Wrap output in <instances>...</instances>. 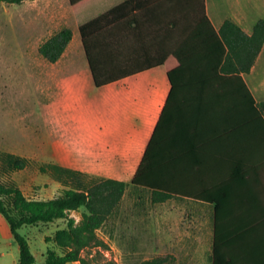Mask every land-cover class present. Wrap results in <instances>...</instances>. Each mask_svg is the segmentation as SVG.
<instances>
[{"label": "crops", "instance_id": "0c3cea01", "mask_svg": "<svg viewBox=\"0 0 264 264\" xmlns=\"http://www.w3.org/2000/svg\"><path fill=\"white\" fill-rule=\"evenodd\" d=\"M29 1L32 0L24 3ZM66 1L73 23L56 29L46 26L45 35L40 33L39 46L63 27L73 30V39L57 62H49V71L40 80L49 97L51 89L55 88L58 108L85 109V120L75 126L79 138L87 142L88 163L97 167L111 166L113 172L130 174L131 182L161 123V133H164L161 143L168 152L186 158L183 186L193 192L167 202L182 201L191 219L202 224L211 222L210 264H213L215 235L216 264H264V127L261 125L260 130H256L252 118L241 124L236 111L231 115L229 108L227 115L221 102L209 101L205 81L198 79L197 87L189 84L186 76L204 78L210 74L206 70L185 69V77L172 94L164 66L127 75L99 87L89 62L82 69H77L74 63L81 57L79 50L84 53L82 60L88 61L80 30L85 24H90L86 34L106 49L101 57L119 62L121 71L130 69L132 62L150 59L157 53L159 28H172L168 15L174 13V2L163 6L160 0H100L75 15L70 0ZM204 4L216 31L231 19L252 35L258 20L264 18V0H205ZM57 6V0H49L47 7H39L40 23L43 14L48 17ZM186 10H191L188 3ZM160 12L166 13V24L160 22ZM24 23L27 31V25L34 24V20L30 18ZM170 42L167 37L166 43ZM211 44L216 46L215 41ZM202 45L205 46V42ZM263 54L264 47L252 71L242 74L258 102H264V84L257 82L252 74ZM196 57L186 55V60ZM76 86L85 90L86 100L65 101L64 88ZM115 179L127 183L125 177ZM205 190H215V205L193 195ZM216 204L220 206L217 211ZM193 237L190 244L186 243L188 252L198 251L202 246L203 236Z\"/></svg>", "mask_w": 264, "mask_h": 264}, {"label": "trees", "instance_id": "16d2710c", "mask_svg": "<svg viewBox=\"0 0 264 264\" xmlns=\"http://www.w3.org/2000/svg\"><path fill=\"white\" fill-rule=\"evenodd\" d=\"M27 0H0L6 4H22ZM100 0H70L72 11L78 15ZM173 1L174 13L168 15L172 28L160 27L157 53L148 60L132 62L131 68L121 71L119 62L106 57V49L86 34L90 24L80 27L83 46L97 86L157 66H164L172 84V94L185 77L184 71L206 70L208 75L189 77V84L197 87L198 79L205 81L209 101L221 102L229 115L236 111L239 122L250 118L255 120L258 130L264 127V102H258L245 82L242 74L250 73L264 47V18L258 20L252 35H248L238 24L227 19L221 29L216 31L206 11L205 0H160L164 6ZM186 3L191 10H186ZM160 5V6H161ZM194 6V7H193ZM166 13H159L160 22L166 24ZM172 17V18H171ZM167 37L170 43H166ZM73 39V30L63 27L39 46V53L51 63L57 62ZM216 42L214 47L211 42ZM205 42V46H203ZM155 50V49H154ZM186 55H196V59L186 60ZM199 56V58H198ZM195 80V81H193ZM203 85V84H202ZM169 102V101H168ZM231 106V107H230ZM238 127H241L239 125ZM163 125L157 126L152 141L135 173L131 185L135 189L149 192L151 202L165 203L170 199L186 197V158L168 152L163 146ZM260 130V129H259ZM162 134V135H161ZM162 136V137H161ZM33 160L24 155L0 150V213L6 219L11 234L20 249L17 264H36L28 237L22 233L24 228L52 223L69 212L85 208L79 222L71 218L67 228L60 230L53 238L61 253L48 251L47 257L39 264H92L85 255L86 249L107 247L98 231L105 225L120 205L128 184L115 178H95L81 169L49 163L43 171L49 172L53 179L62 185V193L50 199H32L13 177L16 172L28 169ZM215 190L197 192L195 197L215 205ZM216 204L215 210L219 209ZM215 229V221H213ZM213 264L217 261V235H215ZM173 255H158L141 264H175Z\"/></svg>", "mask_w": 264, "mask_h": 264}, {"label": "rangeland", "instance_id": "374dc122", "mask_svg": "<svg viewBox=\"0 0 264 264\" xmlns=\"http://www.w3.org/2000/svg\"><path fill=\"white\" fill-rule=\"evenodd\" d=\"M48 2L32 0L22 4H0V150L33 160L28 169L16 172L13 177L28 197L38 200L62 193V185L42 169L49 163L81 169L98 179L126 178L128 187L120 205L98 231L107 247L84 252L92 264H141L158 255L175 256V264H210L211 222L202 224L191 219L182 201L151 202L149 192L132 187L130 174L113 172L111 166L89 164L87 142L79 138L75 126L85 120V109L58 108L55 88L51 89V97L44 92L40 79L49 71L50 63L39 53L40 33L45 35L43 29L46 26L56 29L73 23L66 0H57L56 10L48 17L44 13L40 23L38 9L47 7ZM30 18L34 24L27 25L26 31L24 22ZM78 53L81 57L74 61L76 68H86L88 61L82 60L83 51ZM263 75L264 54L252 77L264 84ZM85 93L81 86L63 90L65 101H85ZM85 211L82 208L52 223L22 230L30 241L36 264L44 261L48 251L61 253L53 238L58 231L67 228L68 219L79 222ZM194 235L203 236L202 246H197L198 251L188 252L186 245ZM19 258L18 244L0 213V264H17Z\"/></svg>", "mask_w": 264, "mask_h": 264}]
</instances>
